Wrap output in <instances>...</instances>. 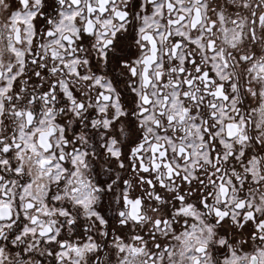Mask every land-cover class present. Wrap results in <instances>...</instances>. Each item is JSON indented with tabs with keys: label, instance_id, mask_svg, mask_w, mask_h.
Instances as JSON below:
<instances>
[{
	"label": "snow or ice",
	"instance_id": "1",
	"mask_svg": "<svg viewBox=\"0 0 264 264\" xmlns=\"http://www.w3.org/2000/svg\"><path fill=\"white\" fill-rule=\"evenodd\" d=\"M0 264H264V0H0Z\"/></svg>",
	"mask_w": 264,
	"mask_h": 264
}]
</instances>
